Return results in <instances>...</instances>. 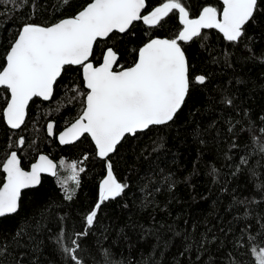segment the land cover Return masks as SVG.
<instances>
[{
    "label": "trees",
    "instance_id": "16d2710c",
    "mask_svg": "<svg viewBox=\"0 0 264 264\" xmlns=\"http://www.w3.org/2000/svg\"><path fill=\"white\" fill-rule=\"evenodd\" d=\"M91 1L0 0V69L23 24L49 26ZM167 1L147 0L145 12ZM181 2L190 18L204 7L223 9L217 0ZM183 28L178 10L159 26L136 22L127 33L99 40L91 60L99 64L111 46L118 65L132 66L146 42L173 39ZM243 33L233 42L209 28L179 41L190 78L183 106L169 123L127 135L107 160L88 134L68 145L47 134L50 120L58 133L82 113L81 66L65 67L51 100H32L19 130L5 122L10 93L0 87V186L13 150L27 169L41 152L58 163L55 177L44 176L23 193L18 212L0 218V264H76L64 252L76 245L80 264H254L250 249L264 247V0ZM199 75L207 78L203 84L194 80ZM109 163L127 187L104 200L88 226Z\"/></svg>",
    "mask_w": 264,
    "mask_h": 264
},
{
    "label": "snow or ice",
    "instance_id": "6c2138e0",
    "mask_svg": "<svg viewBox=\"0 0 264 264\" xmlns=\"http://www.w3.org/2000/svg\"><path fill=\"white\" fill-rule=\"evenodd\" d=\"M16 2L9 0L12 4ZM23 2L21 0V4ZM257 3L258 0H223L222 19H218L215 7H204L199 18L189 19L181 0H168L145 15H141V11L146 7V0H92L75 16L55 24L25 23L6 53V66L0 69V85L6 86L11 94L6 108L7 123L14 129L19 128L24 123L29 100L33 97L50 99L65 67L81 66L87 88L83 94L85 106L75 123L60 135V140L68 143L66 137L78 139L88 133L95 141L99 156L106 157L126 134L135 135L151 125L166 124L184 104L190 87L189 65L178 41H191L200 36L203 28H218L228 41L236 42L243 36L245 24L253 18ZM173 10H178L183 30L173 39L157 38L145 43L138 50V59L132 67L125 69L118 65L112 48L102 53L98 66L90 61L94 44H98L100 38H110L114 30L126 33L138 21L159 26ZM114 65L121 70H113ZM206 79L203 75L194 78L200 84ZM47 128L51 133L53 125L50 123ZM19 143H24L23 138ZM40 160L31 171H25L16 152L10 154L3 165L7 175L6 182L0 186V217L16 213L21 190L38 184L41 172L56 167L44 156ZM72 168L76 169L75 163ZM107 168L101 202L120 195L127 187L115 180L110 163ZM71 179L77 181L75 171ZM67 198L71 199V194ZM99 207L98 203L86 216L88 226L93 225ZM16 235L20 236L21 232ZM77 248L78 245L65 247L64 252L80 264L75 255ZM250 251L256 257L254 264H264V247L253 246ZM2 252L0 247V254Z\"/></svg>",
    "mask_w": 264,
    "mask_h": 264
},
{
    "label": "water",
    "instance_id": "95a60500",
    "mask_svg": "<svg viewBox=\"0 0 264 264\" xmlns=\"http://www.w3.org/2000/svg\"><path fill=\"white\" fill-rule=\"evenodd\" d=\"M217 1H219V2H221L222 4H223V0H217ZM259 1V0H258ZM92 2V1H91ZM168 2V1H167ZM164 3H166V2H164ZM258 4V3H257ZM161 5V4H160ZM160 5H158V6H160ZM158 6H156V7H158ZM155 7V8H156ZM155 8H153L151 11H153ZM223 8H224V4H223ZM146 9H147V0H146V7H145V9H142V11H141V15H145V14H148V13H150V12H145L146 11ZM222 11H223V9H222ZM222 11L220 12V13H218V19H222ZM255 13V12H254ZM202 14V12L197 16V17H195V18H190L189 17V19H197V18H199V16ZM254 15V14H253ZM73 17V16H72ZM66 18H70V17H66ZM63 19H65V18H63ZM62 20V19H61ZM250 21V20H249ZM248 21V22H249ZM59 22V21H58ZM139 22V21H138ZM247 22V23H248ZM57 23V22H56ZM134 23H136V22H134ZM133 23V24H134ZM183 23V22H182ZM246 23V24H247ZM55 24V23H54ZM245 24V25H246ZM39 25V24H38ZM52 25V24H51ZM133 26V25H132ZM132 26L130 27V29L132 28ZM129 29V30H130ZM203 29H209V28H203ZM203 29H201V30H203ZM215 29H217V30H219L218 28H215ZM128 30V31H129ZM183 30V29H182ZM200 30V31H201ZM127 31V32H128ZM220 31V30H219ZM115 32H117V33H119L118 32V30H114V32L113 33H115ZM126 32V33H127ZM113 33H110L109 34V37L113 34ZM223 33V32H222ZM124 34V33H123ZM157 38H159V39H170V38H167V37H154V38H152V39H157ZM107 38H100V40H106ZM150 41V40H149ZM148 41V42H149ZM147 43V42H146ZM178 43H179V41H178ZM181 45V44H180ZM94 47H95V44H94ZM94 47H93V51H94ZM141 47H143V46H141ZM108 48H112L113 49V51L114 52H116V54H117V57H118V62H119V58H120V55H119V53L113 48V47H108ZM181 48H182V50L184 51V49H183V47H182V45H181ZM107 49V48H106ZM106 51V50H105ZM184 53H185V51H184ZM185 56H186V59H187V62H188V58H187V55H186V53H185ZM90 61L93 63V65L94 66H98V64H95V62L93 61V60H91V57H90ZM134 65V64H133ZM132 65V66H133ZM5 66H6V64H5ZM75 66H78V65H75ZM132 66H129V67H132ZM126 68H128V67H126ZM125 68V69H126ZM113 70H115V71H120V70H117L116 69V65H114L113 66ZM64 71V70H63ZM63 71H62V73H63ZM188 72H189V69H188ZM62 73H61V75H62ZM82 76H83V73H82ZM61 77V76H60ZM60 77H58V79L60 78ZM83 80H84V78H83ZM58 81V80H57ZM84 84H85V87H86V83H85V81H84ZM0 87H5L6 88V86H3V85H0ZM9 93H10V90H9ZM54 93H55V85H54V91H53V95H54ZM53 97V96H52ZM52 97L50 98V99H48V100H51L52 99ZM187 97V96H186ZM36 97H33L31 100H29V102H28V106H27V108H26V110H25V117H24V123L23 124H21V126L19 127V128H12L8 123H7V118H6V108H7V105L5 106V109H4V119H5V122H6V124L8 125V127L9 128H11V129H13V130H19V129H21L22 127H23V125L25 124V122H26V120H27V117H28V110H29V106H30V104H31V102H32V100H34ZM38 98H41L42 100H45L44 98H42V97H38ZM10 99H11V94H10V97H9V100H8V102H10ZM48 100H45V101H48ZM185 100H186V98H185ZM183 106V105H182ZM181 106V107H182ZM181 109V108H180ZM179 109V110H180ZM178 110V111H179ZM82 114V113H81ZM80 114V115H81ZM177 114V113H176ZM175 117V116H174ZM75 121L76 120H74L71 124H69L67 127H65V128H63L61 131H59L58 133L56 132V122L54 121V120H50L48 123H47V126H48V124H52L53 125V128H52V132L51 133H49L48 132V128H47V126H46V130H47V134H48V136H50V137H57V140H58V142L61 144V145H68V144H75V143H77L78 141H80L86 134H88V133H84L83 135H81L78 139H75V138H73V137H71V136H68V137H66V139L69 141L68 143H62L61 142V140H60V135L62 134V133H64L68 128H70L71 126H72V124L73 123H75ZM172 121V120H171ZM170 122V121H169ZM169 122H167V123H169ZM151 126H154V125H151ZM151 126H149V128L151 127ZM148 128V129H149ZM147 129H145V130H143V131H146ZM143 131H139V132H143ZM138 133V132H137ZM90 137H91V135L90 134H88ZM128 134H126L125 135V137L127 136ZM132 136H134V135H132ZM124 137V138H125ZM123 138V139H124ZM91 139H92V141H93V143H94V145H95V147H96V150H97V156L100 158V159H103V160H107L112 154H114L115 153V151H116V149H117V147H118V145L121 143H118L117 144V146H116V148H115V150L112 152V153H109L106 157H100L99 156V154H98V148H97V146H96V144H95V141H94V139L91 137ZM122 139V140H123ZM121 140V141H122ZM12 152H16V154H17V157H18V159L20 160V162H21V167L25 170V171H31V169H32V166L33 165H36V164H40L41 163V160H40V157L41 156H44V157H46L47 158V160H50L51 162H52V164H54L56 167L54 168V169H52L51 171H47V172H41L40 174H39V180H40V182L38 183V184H36V185H34V186H32V187H29V188H27V189H22L21 190V195H20V200H19V206H18V210H19V208H20V201H21V198H22V195H23V193L26 191V190H29V189H33V188H37L40 184H41V182H42V179H43V177L44 176H51V177H55L56 175H57V170H58V163H57V161L56 160H54L50 155H48L47 153H45V152H41L38 156H37V158H36V160L34 161V162H32L31 163V165H30V168L29 169H27V168H25L24 166H23V164H22V159H21V156H20V154H19V152H18V150H13V151H11V153ZM10 153V154H11ZM10 156V155H9ZM9 156L7 157V159L9 158ZM7 159H6V161H7ZM6 161L4 162V164L6 163ZM3 164V165H4ZM2 169H3V172H4V174H5V178H4V182H6V172L4 171V168L2 167ZM52 171H55L56 172V175H53L52 174ZM111 171H112V174H113V176H114V178H115V180L117 181V182H119V180L117 179V177H116V175H115V172L113 171V168H111ZM107 175H108V168H106V174H105V176H104V178L101 180V182H100V187H99V204L101 205L102 204V202H101V200H100V194H101V189H102V186H103V181L107 178ZM3 182V183H4ZM120 183V182H119ZM3 185V184H2ZM1 185V186H2ZM110 198H112V197H110ZM18 210H17V212H18ZM97 210V209H96ZM13 214H15V213H13ZM13 214H9V215H13ZM6 216H8V215H6ZM5 217V216H4ZM0 218H2V217H0Z\"/></svg>",
    "mask_w": 264,
    "mask_h": 264
}]
</instances>
